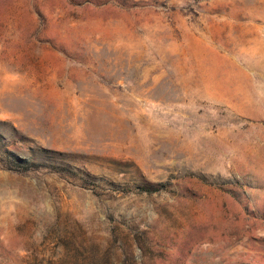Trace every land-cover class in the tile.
<instances>
[{"label": "rangeland", "instance_id": "rangeland-1", "mask_svg": "<svg viewBox=\"0 0 264 264\" xmlns=\"http://www.w3.org/2000/svg\"><path fill=\"white\" fill-rule=\"evenodd\" d=\"M0 264H264V0H0Z\"/></svg>", "mask_w": 264, "mask_h": 264}, {"label": "trees", "instance_id": "trees-1", "mask_svg": "<svg viewBox=\"0 0 264 264\" xmlns=\"http://www.w3.org/2000/svg\"><path fill=\"white\" fill-rule=\"evenodd\" d=\"M87 177H91V175H87ZM139 188V187H138ZM143 191H147V192H152V191H154L153 190V187H150L148 184H146L145 186H143L142 188H141Z\"/></svg>", "mask_w": 264, "mask_h": 264}]
</instances>
